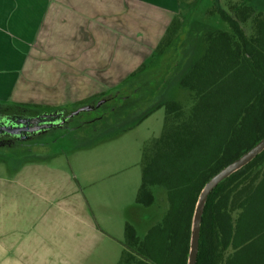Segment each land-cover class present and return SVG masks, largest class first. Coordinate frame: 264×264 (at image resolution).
<instances>
[{"label":"trees","instance_id":"1","mask_svg":"<svg viewBox=\"0 0 264 264\" xmlns=\"http://www.w3.org/2000/svg\"><path fill=\"white\" fill-rule=\"evenodd\" d=\"M207 13L217 14L229 29L202 34L203 52L178 80L190 93V106L185 108L177 100L156 104L152 110L163 108L162 127L141 149L134 201L150 206L154 201L151 188L161 186L166 192V211L142 237L133 224L125 222L117 264H186L192 216L203 185L264 137V10L242 2L229 5L228 10L211 7ZM181 27L179 18L172 16L152 59L168 50ZM146 63L141 62L107 92L79 102L94 104L103 99L91 110L98 112L95 117L82 119L80 114L90 111L81 112L61 127L16 142L18 159L31 156L35 145L61 138L77 143L84 138L82 129L95 121L107 128L108 116L120 109L113 100L147 101L144 86L155 75L146 72ZM79 104L55 108L68 113ZM44 110L36 104L0 101L2 112L34 115ZM195 264H264V149L208 194Z\"/></svg>","mask_w":264,"mask_h":264},{"label":"rangeland","instance_id":"2","mask_svg":"<svg viewBox=\"0 0 264 264\" xmlns=\"http://www.w3.org/2000/svg\"><path fill=\"white\" fill-rule=\"evenodd\" d=\"M242 2L256 10H264V0H101L95 6L86 2L84 13L76 16L79 21H72L73 14L64 24L54 21L52 32L47 27V32L38 36L27 53V66L22 69L17 92L23 102L19 103L36 104L45 110L62 106L61 103L79 104L100 92H107L143 61L147 62L146 72H153L155 80L144 86L147 101H137V106L125 100L111 101L120 109L108 116L107 128L103 129L102 121L87 124L80 133L83 140L72 143L61 138L37 147L28 158L39 155L50 162L69 164L109 157L127 164V173L135 172V184H139L142 146L156 137L162 127L163 108H152L165 100H177L185 108L190 106V93L179 86V77L203 52L204 32L229 29L217 14H208V9L228 10L229 5ZM52 14L61 17L59 2L53 4ZM174 15L182 24L178 37L168 50L152 59L151 53ZM83 18L86 21H80ZM150 110V114L141 119ZM97 114V111H90L81 113L80 117L93 118ZM1 156L10 163L19 160L16 148L0 147ZM5 168L2 171H6ZM151 189L154 201L150 206L136 204L133 200L134 213H138L139 220L130 222L140 237L161 220L167 208L165 189L161 186ZM132 194L134 199L136 187ZM119 255L118 248L117 258ZM99 261L100 264L109 263L102 258Z\"/></svg>","mask_w":264,"mask_h":264},{"label":"crops","instance_id":"3","mask_svg":"<svg viewBox=\"0 0 264 264\" xmlns=\"http://www.w3.org/2000/svg\"><path fill=\"white\" fill-rule=\"evenodd\" d=\"M100 1L0 0V101H22L17 93L22 69L38 36L47 27L51 33L54 21H70V14L72 21H79L76 16L84 13L86 2L95 6ZM57 2L61 17L52 14ZM4 158L0 264H100V258L117 264L124 224L139 220L132 194L139 184L135 172L127 173V164L109 157L69 164L42 156L11 163Z\"/></svg>","mask_w":264,"mask_h":264},{"label":"water","instance_id":"4","mask_svg":"<svg viewBox=\"0 0 264 264\" xmlns=\"http://www.w3.org/2000/svg\"><path fill=\"white\" fill-rule=\"evenodd\" d=\"M102 102H104L103 99L94 104H82L68 113H65L62 109L54 108L49 111H41L34 115L22 113L2 115L0 116V134H8L16 136L19 140H24L31 136L41 134L48 129L61 127L68 118H72L81 112L91 111L99 107ZM263 149L264 137L238 158L221 168L205 182L198 195L192 216L189 253L186 264H195L196 261L201 217L208 194L219 182L247 164Z\"/></svg>","mask_w":264,"mask_h":264},{"label":"flooded vegetation","instance_id":"5","mask_svg":"<svg viewBox=\"0 0 264 264\" xmlns=\"http://www.w3.org/2000/svg\"><path fill=\"white\" fill-rule=\"evenodd\" d=\"M47 111H49V110H47ZM13 113H16V112H2V111H0V116L7 115V114H13ZM42 133H44V132H42ZM38 135H40V134H38ZM36 136L37 135H34V136H31L30 138H27L24 140H19L16 138V136H12V135H8V134H0V147L6 148V149L7 148H15L16 142L30 140ZM44 146H47V145H35L34 147H32V151L34 149H36L37 147H44Z\"/></svg>","mask_w":264,"mask_h":264}]
</instances>
